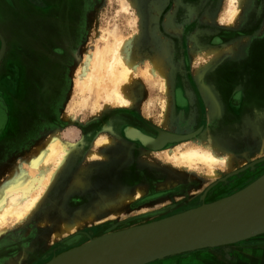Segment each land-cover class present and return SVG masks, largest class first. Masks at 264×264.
<instances>
[{"label": "rangeland", "instance_id": "374dc122", "mask_svg": "<svg viewBox=\"0 0 264 264\" xmlns=\"http://www.w3.org/2000/svg\"><path fill=\"white\" fill-rule=\"evenodd\" d=\"M47 1L52 8L43 13L28 8L24 0H15L17 8L7 1L0 4V33L6 41L0 63L3 84L0 94L10 109L12 126L8 135L15 141L12 161L6 171L0 169V183L19 168L26 169L29 156L56 132L72 149L73 156L34 217L21 225L9 223L0 233L3 264H45L61 253L54 251L58 245L75 235H85L78 244L82 245L110 233L158 221L231 196L264 174L261 162L254 169L232 175L264 158V114L245 115L236 125L221 130L218 122L223 109L209 83L213 71L223 61L236 59L234 54L240 47L228 43L223 49L233 47V51L217 58L211 53L215 48L207 42L214 36L236 31L249 9L243 8L239 18L230 23L227 19L230 0H126L127 13L122 10V0ZM124 38H132L128 52L138 64L137 73L128 83L131 105L120 106L116 102L107 105L106 82L100 89L94 86L90 95L79 86L77 72L92 56L89 67L97 77L107 80V62L111 59L107 50ZM165 45L169 48L166 54L162 49ZM1 49L0 40V52ZM58 49L63 53H58ZM160 52L165 57L170 80L166 86L162 85L165 78L146 73ZM7 62L9 66H5ZM12 73L18 74L19 82L13 94L5 90L11 89L6 75L16 81ZM258 73L254 76L259 77L261 72ZM175 76L182 77L190 98L194 99L190 83L198 88L206 100L210 128L197 141L170 150L216 147L214 150L222 157H234L233 170L217 166L221 170L219 178L212 177L204 165L194 170L182 168L168 159L170 150H146L122 134L125 127L136 124L133 115L162 129L181 132L195 129L197 120L183 129L173 118ZM241 76L246 77L247 84H239L245 83L247 88L249 83L261 82L260 77L253 79L250 72H242ZM233 87L234 83L228 86ZM85 98L89 103L83 106ZM194 112L197 119L199 113L196 109ZM99 140L111 144L103 147ZM168 143L172 142L163 146ZM92 152L97 156L89 155ZM80 175L85 186L74 187ZM123 196H132L134 200L120 203ZM163 209L158 216L133 219ZM228 245L150 264H264V234Z\"/></svg>", "mask_w": 264, "mask_h": 264}, {"label": "bare ground", "instance_id": "6f19581e", "mask_svg": "<svg viewBox=\"0 0 264 264\" xmlns=\"http://www.w3.org/2000/svg\"><path fill=\"white\" fill-rule=\"evenodd\" d=\"M125 1L126 0H122L121 4H122V10L125 13H127L129 12V8ZM230 4L231 6L227 13V19L229 20L230 23H233L236 19L239 18L241 10H243V8H246V9L250 8V5L252 4V0H230ZM172 27H175V26H172ZM131 39L130 38L118 39L115 43V46L109 47V49L107 50V53L111 55V59L107 62V80H105L104 77H100V76L97 77L94 74L93 70L89 67L91 60H92L91 59L92 56H90L87 59V61L85 62L86 64L77 72V79H78L79 86H82L81 88L88 91L90 95L93 92L94 86H97V88L100 89L102 83L106 82L107 88H105V100H106L105 103L107 105L110 102H116L120 106L121 105L122 106L131 105L129 101L131 93L129 89L130 86L128 85V83L132 80L133 76L137 73V66H138V64L133 60L132 56L128 52V45ZM236 46L239 47V45H236ZM261 46L258 45V47H261ZM162 49L163 50L165 49L163 51L164 54L169 52V48L166 47V45L162 47ZM232 51H233V47L231 48L227 47L226 49H215L211 51V53H213L218 58L219 56L221 57L222 54L230 53ZM97 57L99 58L100 56H97ZM254 64L255 62L253 63V66ZM260 66L262 65L260 64ZM166 69H167V64L165 62V57L160 52V53H157L156 57H154V60L152 61V66L146 70V73L148 76H152V77L159 76V77L165 78V80L163 79L162 85L166 86L170 84L169 83L170 80H169ZM258 71L259 70H257V73ZM254 74L255 73H253V75ZM259 77H255V78H259ZM253 90H255V88ZM257 94H260V93H257ZM263 94L264 93H262L261 95ZM251 98H256V97H251ZM88 103H89V99L85 98L83 100L82 105L86 106L88 105ZM96 107L97 109L101 107L99 102L96 103ZM164 108L167 109L166 104ZM166 122H167V119L163 121L164 123L163 125H166ZM178 138L179 137L172 136L167 133H161L160 136L156 140H150V139L145 138L144 142L148 147L160 148L166 142H174V141L176 142ZM109 144H111L110 141L108 142L106 140H99L100 146L104 147ZM214 149L213 148L203 149L200 147H190V148H186L183 150V149L178 148V150L168 151L167 157L171 161L177 163L182 168L194 170L204 165L209 169L210 175L212 177L219 178L221 170L219 171L217 169V166L222 165L226 169L231 171L234 169L233 161L235 159L232 156L222 157ZM89 155L96 157L97 153L92 152ZM72 156H73L72 149L68 147L66 144H64V142L62 141V138L56 132L54 134H51L44 141V143H42L29 156V159L26 162L28 166H24L26 169L19 168L18 171H16L12 177L7 178L4 182L0 183V233H2L5 229H7L9 223H13L14 225H21L25 221L33 218V215L37 211H39V209L43 205L44 199H46L48 193L51 191L54 184L57 182V179L59 178V176H61L60 174L65 168L67 161ZM81 175L84 176V173L82 172ZM81 175L76 177L74 184H73L74 187L85 186V183L83 182L81 178ZM139 194L142 195L143 192H139ZM133 200H134V197L132 196H123L122 198H120L119 202L120 203L121 202L122 203L132 202ZM62 233L63 232H61L60 234ZM0 264H3V262H1Z\"/></svg>", "mask_w": 264, "mask_h": 264}, {"label": "water", "instance_id": "95a60500", "mask_svg": "<svg viewBox=\"0 0 264 264\" xmlns=\"http://www.w3.org/2000/svg\"><path fill=\"white\" fill-rule=\"evenodd\" d=\"M0 40L1 63L6 51V41L1 33ZM176 136L179 137L178 142L194 137ZM135 138L142 141L141 136ZM261 162L264 158L232 175L254 169ZM262 234L264 174L231 196L195 209L110 233L82 245H65L71 242V238L61 243V253L45 264H150L176 255L238 243Z\"/></svg>", "mask_w": 264, "mask_h": 264}, {"label": "flooded vegetation", "instance_id": "af4514ba", "mask_svg": "<svg viewBox=\"0 0 264 264\" xmlns=\"http://www.w3.org/2000/svg\"><path fill=\"white\" fill-rule=\"evenodd\" d=\"M6 1L10 4V6L17 8L18 5L17 2L15 3V0H0V4H4V2ZM24 3L28 6V8L33 9V11L37 13L47 12L52 8V4L47 0H24ZM240 22L241 27H239L236 31L214 36L207 42L208 46L215 49H223L228 43L232 42L239 45L240 47L234 54L236 55L234 57L236 59L223 61V63H221L219 67L213 71L214 73L209 80L210 86H212L216 91L218 95L217 100H220V104L223 109L222 119L218 122V128H220L221 130L236 125L241 120V117L245 115L256 116L264 114V94L261 95L262 93H264V0H252L248 15L244 17V19H242ZM258 45H260L261 47H258ZM57 52L63 53L61 49H58ZM253 57L256 59H254ZM254 62L255 64L253 66ZM260 64L262 66H260ZM230 70H233V72L228 74L227 72ZM257 70H259L258 72H263L260 75V78H262L260 82L261 85L254 82L253 85H249L251 87L249 91L246 86V77L241 76V73L250 72L253 75V73H257ZM10 71L8 70V72ZM13 75L15 76H13V79H15L16 81L10 80L9 75H6L7 79H5L8 85L11 87V89L5 90H9L10 93L14 92L19 84V82H17L18 74ZM253 76V79L257 77ZM241 82H245L246 84H239ZM231 83H234V87L229 90L227 87ZM0 85L3 86L2 83H0ZM190 86L194 93V99L188 96L186 91L187 85L184 83L182 77L175 76L172 100L173 118L174 120H176V122H178V124H180V128L183 129L189 127L193 120H197L199 123L196 125L195 129L184 132L168 130L165 128L162 129L158 126L149 125L138 116L133 115L134 119H136V124H130L125 127V131L122 133L123 136L130 139V141H133L143 149L157 152H165L188 141H197L205 133V131L210 128V126L208 124V111L205 106L206 100H204L198 88L193 86L192 83H190ZM254 88L255 90H253ZM252 90L253 92H255L253 93ZM1 96L2 95L0 94V119H4L10 112L7 105L2 102ZM195 109L199 113V117L197 119L194 114ZM129 130H135L141 135L152 139H157L160 136L161 131H166L180 136L193 135L194 137L191 140L187 141L168 143L159 150H152L148 146H146L140 139H132L129 135ZM159 211H161L162 213L164 209ZM159 211L150 212L133 219L136 220L158 216L161 213L156 214L155 212ZM84 238V234L75 235V237L71 239V242H68V244L66 242L65 245H71L72 243L78 245ZM60 245H58L54 250L57 253H59Z\"/></svg>", "mask_w": 264, "mask_h": 264}, {"label": "crops", "instance_id": "0c3cea01", "mask_svg": "<svg viewBox=\"0 0 264 264\" xmlns=\"http://www.w3.org/2000/svg\"><path fill=\"white\" fill-rule=\"evenodd\" d=\"M2 30V28H0ZM8 58H10V54L8 55ZM5 66H9V63L7 62L5 64ZM76 84V81H75ZM77 88V86H76ZM78 89V88H77ZM79 90V89H78ZM13 107V109L15 110L16 107H14L13 105H11ZM129 106V105H128ZM11 108V107H10ZM10 111V109H9ZM11 117H10V113H8V115L4 118V119H0V169H3L2 171H6L8 168L9 163L12 161L11 156L13 154V149L12 147H14L12 144L15 143V141H12V138L8 135L9 132L11 131ZM138 133V134H137ZM129 135L131 138L136 139L135 137H140L142 138L143 143L144 139H150V140H155L149 137H145L143 135H140L139 132L135 131V130H129ZM138 135V136H137ZM16 137V136H15ZM16 139V138H15ZM75 157V156H74ZM0 177H1V173H0ZM57 183V182H56ZM55 183V184H56ZM54 184V185H55ZM47 198V197H46ZM46 199H44L45 201ZM38 212V211H37ZM36 214V213H35ZM34 214V215H35ZM33 215V217H34ZM13 262H17V261H13ZM1 263V261H0ZM11 264V262L9 263ZM12 264H17V263H12Z\"/></svg>", "mask_w": 264, "mask_h": 264}]
</instances>
